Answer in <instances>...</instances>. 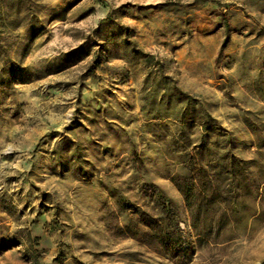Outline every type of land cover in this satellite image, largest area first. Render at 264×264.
I'll use <instances>...</instances> for the list:
<instances>
[{
    "label": "rangeland",
    "instance_id": "374dc122",
    "mask_svg": "<svg viewBox=\"0 0 264 264\" xmlns=\"http://www.w3.org/2000/svg\"><path fill=\"white\" fill-rule=\"evenodd\" d=\"M0 42V264H183L164 206L186 264H264V191L204 239L173 181L264 174V0H0Z\"/></svg>",
    "mask_w": 264,
    "mask_h": 264
},
{
    "label": "trees",
    "instance_id": "16d2710c",
    "mask_svg": "<svg viewBox=\"0 0 264 264\" xmlns=\"http://www.w3.org/2000/svg\"><path fill=\"white\" fill-rule=\"evenodd\" d=\"M255 163V160H243L226 153L214 159L207 167L192 165L188 169L189 172L174 178L173 181L184 197L193 227L199 236L208 239L215 233L219 234L226 226V219L237 211V204L254 202L262 196L263 166L257 167ZM252 196L254 199L250 198ZM164 208L165 214L161 217L144 215L142 223L148 228L145 234L150 241L148 245L162 246L171 258L186 264L189 251L185 247L179 224L170 206ZM217 214L220 219L214 225L207 223L210 217ZM201 216L206 220L204 226L199 223Z\"/></svg>",
    "mask_w": 264,
    "mask_h": 264
}]
</instances>
